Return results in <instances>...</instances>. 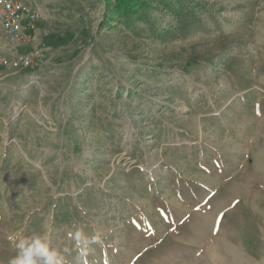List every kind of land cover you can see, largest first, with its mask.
<instances>
[{
    "label": "rangeland",
    "instance_id": "rangeland-1",
    "mask_svg": "<svg viewBox=\"0 0 264 264\" xmlns=\"http://www.w3.org/2000/svg\"><path fill=\"white\" fill-rule=\"evenodd\" d=\"M22 1L0 58L44 57L0 65V264H264V0Z\"/></svg>",
    "mask_w": 264,
    "mask_h": 264
},
{
    "label": "built area",
    "instance_id": "built-area-1",
    "mask_svg": "<svg viewBox=\"0 0 264 264\" xmlns=\"http://www.w3.org/2000/svg\"><path fill=\"white\" fill-rule=\"evenodd\" d=\"M41 18L40 11L22 0H0V33L11 43H21L28 38L27 30H34L35 22ZM44 57V49L17 53L12 58L1 57L0 65L8 69L23 71Z\"/></svg>",
    "mask_w": 264,
    "mask_h": 264
},
{
    "label": "trees",
    "instance_id": "trees-1",
    "mask_svg": "<svg viewBox=\"0 0 264 264\" xmlns=\"http://www.w3.org/2000/svg\"><path fill=\"white\" fill-rule=\"evenodd\" d=\"M110 4H113L111 6V9L113 12H118L124 16H131L140 14L141 10L144 6H146L147 2L146 0H114V1H108ZM177 8H174L175 15L178 13L182 14L184 13L183 8H180L176 6ZM171 9V8H170Z\"/></svg>",
    "mask_w": 264,
    "mask_h": 264
},
{
    "label": "bare ground",
    "instance_id": "bare-ground-1",
    "mask_svg": "<svg viewBox=\"0 0 264 264\" xmlns=\"http://www.w3.org/2000/svg\"><path fill=\"white\" fill-rule=\"evenodd\" d=\"M223 251H225L226 255H232L234 256V264H243L242 260L240 259L239 253L236 251L235 248L230 247L229 244H225L223 246ZM235 249V250H233Z\"/></svg>",
    "mask_w": 264,
    "mask_h": 264
},
{
    "label": "crops",
    "instance_id": "crops-1",
    "mask_svg": "<svg viewBox=\"0 0 264 264\" xmlns=\"http://www.w3.org/2000/svg\"><path fill=\"white\" fill-rule=\"evenodd\" d=\"M31 31H33V30H32V29H31V30H30V29L27 30L26 33L28 34V38L25 39L23 42L18 43L17 45H20V44H22V43H24V42H25V43L30 42L31 39H30V35H29V33H30Z\"/></svg>",
    "mask_w": 264,
    "mask_h": 264
}]
</instances>
